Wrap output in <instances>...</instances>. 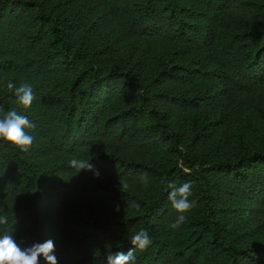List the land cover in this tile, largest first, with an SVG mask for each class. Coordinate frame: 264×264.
<instances>
[{"label": "trees", "instance_id": "1", "mask_svg": "<svg viewBox=\"0 0 264 264\" xmlns=\"http://www.w3.org/2000/svg\"><path fill=\"white\" fill-rule=\"evenodd\" d=\"M201 1L218 19L237 12L254 18L243 27L223 20L208 44L232 88L264 82V0ZM109 3L133 33L186 41L206 34L187 18L191 9L176 0ZM80 32L77 19L61 13L56 3L0 0V118L16 111L34 124L26 129L34 137L29 151L0 141V216L7 217L0 233H12L21 248L53 240L58 264H107L109 253L133 247L131 237L141 229L152 243L134 249L135 264H264L231 235L237 208H246L257 227L255 217L264 220V150L233 156L211 148L200 151L195 143L206 134L203 123L182 141L167 110H186L193 97L153 86L157 73L180 76L175 66L142 73L135 63L108 60L106 45L89 44ZM8 82L31 84L35 99L30 108L18 103ZM138 138L162 143L168 163L148 164L124 154V147ZM41 157L56 162L57 176L40 167ZM72 159L89 160L99 177L88 170L75 174ZM142 174L147 183L140 180ZM118 178L137 183L125 189L115 185ZM185 182L192 185L189 199L195 207L163 239L153 214L164 213L172 223L178 214L168 185ZM71 204L78 206L75 215L69 212ZM90 205L98 209L82 215ZM117 206L138 211L121 215ZM39 264H47L42 254Z\"/></svg>", "mask_w": 264, "mask_h": 264}, {"label": "rangeland", "instance_id": "2", "mask_svg": "<svg viewBox=\"0 0 264 264\" xmlns=\"http://www.w3.org/2000/svg\"><path fill=\"white\" fill-rule=\"evenodd\" d=\"M47 1L56 3L61 13L77 19L78 29L81 28L80 33L87 43L95 46L106 45L108 60L135 63L142 73L148 75L161 67L175 66V71L181 73L180 76L157 73L153 86L160 92L193 97L194 103L188 105L186 110L179 107L167 110V118L179 131L182 141H187L203 123L206 134L195 143L200 151L211 148L219 150L221 154L233 156L240 152L264 150V82H254L246 89L232 88L225 81L221 63L213 55L208 44L211 32L225 19L236 25L235 27H243L246 23L253 22L254 18L248 13L237 12L218 19L208 13L201 0H176L191 9H188L187 18L198 24L202 32L206 31L204 36L200 34L186 41L129 31L127 20L113 10L109 0ZM124 151V154L134 160L148 164L168 163L170 160V155L162 143L151 142L147 138L132 140L124 147ZM42 160L40 167L52 169L49 176H57V173H53V165L56 162L53 159L50 162L45 157ZM143 177L145 175L142 174L139 178L144 184ZM103 180L107 181V178ZM114 180L115 185L129 190L131 184L137 183L130 178ZM98 182L99 185L103 184L100 179ZM84 184L87 188L92 186V182ZM79 191L81 192L80 189ZM70 206L69 212L75 215L78 206ZM90 206L93 210H81L82 215L92 214L98 209L94 205ZM237 206L240 207L239 204ZM241 209L237 208L236 219H232L231 235L237 246L245 249L251 258L264 260V220L256 216L255 220H259L257 227L251 223L253 220L246 217V208ZM137 211L131 206H126L119 208L118 212L126 215ZM249 212L252 213V210ZM169 219L164 213L157 212L152 217L153 226L163 239L170 237Z\"/></svg>", "mask_w": 264, "mask_h": 264}, {"label": "clouds", "instance_id": "3", "mask_svg": "<svg viewBox=\"0 0 264 264\" xmlns=\"http://www.w3.org/2000/svg\"><path fill=\"white\" fill-rule=\"evenodd\" d=\"M7 88L15 95L21 106L24 108L31 107L35 99L31 84L22 83L17 87L15 83L8 82ZM31 128H34V124L29 121L26 115H20L16 111H8L0 118V141L7 142L17 149L27 152L34 141V137L26 131V129ZM69 166L75 169V174L81 170H88L92 171L97 178L100 175L99 170L95 169L89 160L72 159L69 161ZM143 179L147 183V177L145 176ZM168 187L171 189L168 193V199L178 214L168 226L172 229H179L187 220L185 214L195 207L196 202L189 199L192 195V185L190 182H185L180 186L170 183ZM116 211H119V206L116 207ZM4 224H7V217L0 216V225ZM130 242L133 247L126 253L122 251L115 254L109 253L106 257L107 264H135L134 249L144 250L150 246L152 240L147 230L141 229L132 235ZM54 252L55 244L51 239L21 248L12 233L6 230L0 233V264H39L41 254L47 264H58Z\"/></svg>", "mask_w": 264, "mask_h": 264}]
</instances>
